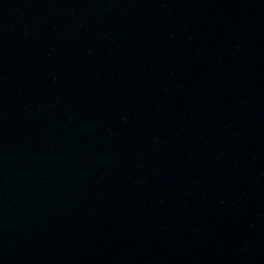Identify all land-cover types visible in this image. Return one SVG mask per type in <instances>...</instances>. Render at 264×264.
<instances>
[{
	"label": "water",
	"instance_id": "1",
	"mask_svg": "<svg viewBox=\"0 0 264 264\" xmlns=\"http://www.w3.org/2000/svg\"><path fill=\"white\" fill-rule=\"evenodd\" d=\"M226 264H264V226Z\"/></svg>",
	"mask_w": 264,
	"mask_h": 264
}]
</instances>
